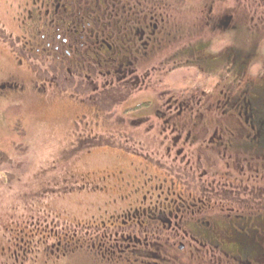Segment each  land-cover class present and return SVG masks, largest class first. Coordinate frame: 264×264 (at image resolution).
Instances as JSON below:
<instances>
[{"label": "rangeland", "instance_id": "rangeland-1", "mask_svg": "<svg viewBox=\"0 0 264 264\" xmlns=\"http://www.w3.org/2000/svg\"><path fill=\"white\" fill-rule=\"evenodd\" d=\"M19 2L22 4L25 0H0L4 36L12 40L20 32L19 19H14L17 13L14 5ZM8 3H12V7L5 14L4 5ZM160 9L163 15L167 13L172 43L167 46V41L163 42L150 61L168 58L177 61L179 66L165 74L172 93L178 101L185 102L193 99L189 94L194 92V86H200L205 90L204 98L210 96L207 101L210 103L212 95L206 93H211L212 89L214 95L219 92L217 106L210 105L208 110L205 106L199 109L195 106L189 111L197 121H191L190 128L182 131L181 140L192 142L188 148L193 151L189 161H195L198 151L195 146L202 142L207 156L217 161L212 166L206 165V183L217 185L218 177H227L230 167L236 177H244L249 172L261 173L263 149L250 146V141L258 136L264 141V133L258 131V134L257 125L249 127L244 104L239 106L242 116L236 105L242 93L264 98V0H165V7L162 4ZM201 39L210 41L206 52L218 56L219 65H215L214 70L208 61H203L204 68L185 65L183 61L188 59L187 63L193 64L196 54L202 53L187 52L185 56L184 44L201 43ZM233 52H242L249 60L242 63ZM16 56L0 37V264H152L150 257H145L143 263L105 257L95 235L104 231L108 221L113 219L109 217L113 209L125 204L119 194L133 186L128 184L140 183L143 184L140 188L145 189L154 182H161L160 178L142 182L139 168L149 162L132 152H142L165 166L175 167L182 161L181 154L176 153L177 147L167 154L163 141L173 139L177 132L160 131L157 119L156 126L149 130L145 128L149 121L131 126L130 120L141 113L136 110L124 113L123 122H118L124 126H118L123 131L115 130L117 121L105 126L100 125L101 120L95 124L94 116L87 111L90 106L83 108L56 94L50 86L38 91L30 85L33 73L28 68L25 70ZM5 80L11 82L10 86L4 84ZM187 90L190 92H185ZM142 96L136 94L128 102ZM259 120L260 117L257 123ZM216 134L219 146H206V141L215 139ZM98 136L117 138L125 148L96 146ZM245 145L252 149L251 153L244 147L236 148ZM250 156L253 159L249 165ZM231 159L232 164H229ZM165 169L150 166V172L169 176L162 187L171 179L174 187L181 186ZM134 173L138 176L134 177ZM246 211L243 204L234 213ZM102 220L107 223H101ZM223 225L226 223H221ZM241 241L248 245V241ZM223 252L222 247L214 250L219 254V264H248L237 255L231 262L223 258H228ZM259 260L264 264V257ZM206 263L213 264L212 261Z\"/></svg>", "mask_w": 264, "mask_h": 264}, {"label": "flooded vegetation", "instance_id": "flooded-vegetation-1", "mask_svg": "<svg viewBox=\"0 0 264 264\" xmlns=\"http://www.w3.org/2000/svg\"><path fill=\"white\" fill-rule=\"evenodd\" d=\"M162 1L25 0L22 4L14 5L17 12L14 19H19L17 28L20 32L15 34L13 40L5 37V27L0 22V37L8 50L16 53L18 63H23L25 70L28 68L33 73V77L28 79L32 81L30 85H34L38 91L41 87L50 86L56 94L71 99L83 108L90 106L91 109L87 111L94 116L95 124L101 120L100 125L105 126L117 121L115 130L123 131L118 126H124L118 122H123L124 113L136 110L141 113L130 120L131 126H140L149 121L145 127L149 130L156 126L157 119L161 124L160 131L177 132L173 139L163 141L167 154L175 147L178 148L176 153L181 154L182 161L175 167L165 166V163L142 152H132L149 162L139 168L142 182L159 178L161 182L150 183V187L145 189L140 188L143 184L134 186L132 182L128 184L132 187L119 194V199L125 204H121L120 209H113L109 214L113 219L108 221L104 231L95 235L105 257L139 263L150 257L152 264H207L206 261L219 264V254L214 253L216 247H222L223 253L228 256L223 258L230 261L240 255L233 242V234L237 233L234 224L246 223L249 226L243 228V234L257 240L254 250L247 253L246 261L248 264H260L259 257H264V156L260 162L261 173L249 172L244 177H236L234 169L230 167L227 177H218L215 186L204 181L206 165L212 166L217 161L207 156L202 142L195 146L198 149L195 161H189L193 151L188 148L192 142L181 140L182 131L190 128L191 121L197 122L189 111L195 106L196 109L205 106V110L210 105L217 106L219 92L214 95L212 89L211 93H206L212 95L208 103L210 96L204 98L205 90L194 86V92L185 91L190 92L192 100L178 101L165 80V74L179 66L177 61H171V58L150 61L163 42L167 41V46L172 43L168 18L165 17L167 13L163 15L160 9L162 4L165 7V0ZM11 4L4 5L5 14L11 10ZM201 40V43L184 44L182 49L185 56L187 52L202 53L196 54L193 64L187 63L188 59L183 61L185 65L195 64L200 68L205 67L203 61H208L211 70H214L215 65H219L218 56L206 52L209 40ZM233 54L242 63L249 60L242 52ZM206 69L209 70L208 67ZM7 81L4 84L10 86L11 82ZM139 93L143 96L132 103L128 102ZM249 93H242L236 106L242 116L239 106L244 104L246 123L253 128L257 125V132L262 134L264 98H254V95L248 96ZM123 103L126 105L122 106ZM74 122L77 123V120ZM223 126L226 127L225 124ZM217 135L215 139L206 141V146L218 147L220 142L216 139ZM217 137H220V133ZM95 140L96 146L103 144L125 148L114 137L100 136ZM250 146L264 152V141L260 136L251 139ZM242 147L251 153L249 146H236ZM252 159L253 156H250L249 165ZM229 164H232V159ZM150 166L159 169L166 167L165 170L173 174L181 186L174 187L175 182L171 179L168 185L162 187L169 176L150 172ZM136 176L137 173H134ZM243 204L247 211L236 215L234 210ZM101 223L107 222L102 220ZM221 223H229L230 226L226 228ZM201 226L207 228L202 236L194 230ZM207 233L212 240H207V236L204 238L203 235Z\"/></svg>", "mask_w": 264, "mask_h": 264}, {"label": "trees", "instance_id": "trees-1", "mask_svg": "<svg viewBox=\"0 0 264 264\" xmlns=\"http://www.w3.org/2000/svg\"><path fill=\"white\" fill-rule=\"evenodd\" d=\"M235 231H237V233H235V235L233 234V242L234 244L236 245V249L238 250L237 252L240 254L238 257L240 260H242V258H244L243 261L246 260V255L249 251H253L254 248H255V244H256V239L254 240L253 236L250 238V235H245L243 234V228H247V226H249V224H246V223H235ZM229 225V223H226L225 227L227 228ZM207 228H204V227H199L198 229L195 228L194 230L198 233L201 234L202 236V233L206 231ZM248 230V229H247ZM250 231V229H249ZM251 233V231H250ZM204 238L209 237L207 238V240H212V237L207 233V234H204L203 235ZM244 240L245 242L248 241L246 244L248 245H245V243L243 244V241L241 240ZM236 259V258H235Z\"/></svg>", "mask_w": 264, "mask_h": 264}]
</instances>
